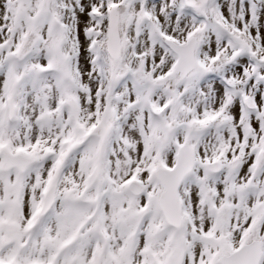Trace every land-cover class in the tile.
Segmentation results:
<instances>
[{
	"label": "snow or ice",
	"instance_id": "snow-or-ice-1",
	"mask_svg": "<svg viewBox=\"0 0 264 264\" xmlns=\"http://www.w3.org/2000/svg\"><path fill=\"white\" fill-rule=\"evenodd\" d=\"M0 264H264V0H0Z\"/></svg>",
	"mask_w": 264,
	"mask_h": 264
}]
</instances>
